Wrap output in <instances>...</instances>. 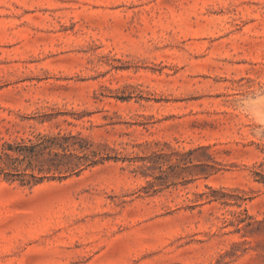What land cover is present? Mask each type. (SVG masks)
<instances>
[{"label":"rangeland","instance_id":"rangeland-1","mask_svg":"<svg viewBox=\"0 0 264 264\" xmlns=\"http://www.w3.org/2000/svg\"><path fill=\"white\" fill-rule=\"evenodd\" d=\"M257 90L264 0H0V145L81 132L111 158L0 179V264H264Z\"/></svg>","mask_w":264,"mask_h":264},{"label":"trees","instance_id":"trees-1","mask_svg":"<svg viewBox=\"0 0 264 264\" xmlns=\"http://www.w3.org/2000/svg\"><path fill=\"white\" fill-rule=\"evenodd\" d=\"M100 147L81 132L72 131L32 133L30 138L7 140L0 145V179L30 188L62 182L111 160L103 156ZM260 168L255 171L256 182L264 184V163Z\"/></svg>","mask_w":264,"mask_h":264},{"label":"clouds","instance_id":"clouds-1","mask_svg":"<svg viewBox=\"0 0 264 264\" xmlns=\"http://www.w3.org/2000/svg\"><path fill=\"white\" fill-rule=\"evenodd\" d=\"M240 111L257 123L252 134L256 138L264 140V90H257L244 97Z\"/></svg>","mask_w":264,"mask_h":264}]
</instances>
